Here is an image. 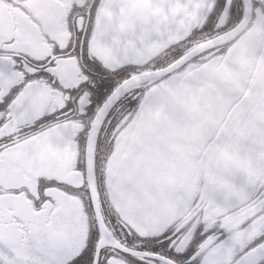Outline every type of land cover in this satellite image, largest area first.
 Wrapping results in <instances>:
<instances>
[{
	"label": "snow or ice",
	"instance_id": "obj_1",
	"mask_svg": "<svg viewBox=\"0 0 264 264\" xmlns=\"http://www.w3.org/2000/svg\"><path fill=\"white\" fill-rule=\"evenodd\" d=\"M0 264H264V0H0Z\"/></svg>",
	"mask_w": 264,
	"mask_h": 264
}]
</instances>
